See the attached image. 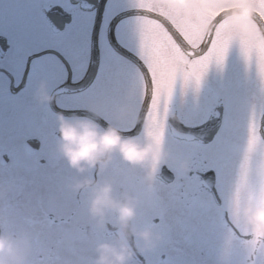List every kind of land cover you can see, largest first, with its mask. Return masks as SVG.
Returning <instances> with one entry per match:
<instances>
[{"label": "flooded vegetation", "instance_id": "af4514ba", "mask_svg": "<svg viewBox=\"0 0 264 264\" xmlns=\"http://www.w3.org/2000/svg\"><path fill=\"white\" fill-rule=\"evenodd\" d=\"M92 12L79 10L70 0H0V223L10 226L14 222L9 214L22 199L21 207L30 216L19 220L36 221L33 231L45 254L39 255L42 264H82L92 244L106 238L88 232V225L61 190L62 182L73 173L54 162L46 147L54 137V115L83 117L86 115L63 111L92 113L94 109L107 125L135 136L148 111L147 107L136 128L144 84L136 66L109 47L98 50L95 74L84 88L56 92L61 86L77 85L86 76L91 61L88 38ZM63 13L69 16L67 23L62 22ZM125 20L114 25L115 38L138 56L136 19ZM227 51L234 54L235 47ZM230 71L226 64L217 66L214 75L208 68L198 90L188 88L182 101L179 84L173 88L169 100L172 115L165 129L170 160L160 169L166 170L170 180L160 181L140 210L141 219H152L160 226L165 242L141 255L145 264H217L220 243L230 231L222 213L236 189L235 169L253 112L246 108L247 112L240 111L243 105L237 87L239 82L248 81L231 78ZM42 84L54 97L47 106L35 100ZM251 90L255 91L254 87ZM217 108L219 126L209 142L176 137L168 125L173 118L184 127L199 126ZM240 127L245 132L237 136L235 130ZM179 161L188 162L186 172L176 167ZM114 166L125 167L118 158ZM207 172L212 174L217 200L203 185L202 176ZM121 175L125 180L133 179L130 171L123 170ZM244 189L240 190L242 196L248 194ZM163 202L176 212L171 225L164 220ZM49 203L54 204L53 209L48 208ZM171 226L176 230V241L197 254L196 259L164 250ZM134 264L141 263L135 260Z\"/></svg>", "mask_w": 264, "mask_h": 264}, {"label": "clouds", "instance_id": "9594fccd", "mask_svg": "<svg viewBox=\"0 0 264 264\" xmlns=\"http://www.w3.org/2000/svg\"><path fill=\"white\" fill-rule=\"evenodd\" d=\"M264 0H131L133 9H148L171 24L178 36L166 41L150 39L142 19H136L139 55L151 48L165 60L176 62L174 87L181 96L188 88L194 92L199 84L194 77L185 78L184 70L207 54L202 48L208 37L217 33L227 41V50L236 46L246 66L254 69L259 81L258 105L249 117L244 142L235 169L233 197L224 208L230 231L219 247L217 264H264V137L259 134L257 117L264 118V58H249L245 53L264 47ZM257 17L261 23H257ZM218 66L215 61L210 65ZM38 104L47 106L54 100L45 85L35 95ZM123 111V110H122ZM93 115H98L93 109ZM169 102L161 103L152 115L144 116L140 133L124 136L122 130L108 124L102 127L87 116L54 115V137L46 147L54 162L70 170L61 190L73 203L76 213L97 237L82 264H134L135 259L160 248L165 235L152 219H141L147 194L160 183V169L167 165L166 147ZM249 123L255 127L254 138ZM118 158L125 166L117 169ZM176 167L186 172L188 162ZM132 173L131 181L121 171ZM247 188L246 196L240 190ZM36 221L27 219L16 229L0 223V264H37L39 252L33 231Z\"/></svg>", "mask_w": 264, "mask_h": 264}, {"label": "snow or ice", "instance_id": "6c2138e0", "mask_svg": "<svg viewBox=\"0 0 264 264\" xmlns=\"http://www.w3.org/2000/svg\"><path fill=\"white\" fill-rule=\"evenodd\" d=\"M262 12H264V5L260 6ZM135 11L152 13L148 9H134ZM155 14V13H154ZM158 17L160 15L156 14ZM136 19H142L144 22V31L147 36L155 41H166L174 38L176 41L180 40L179 36H176L169 30L164 22L158 19L149 18L146 15H138ZM169 24V23H168ZM171 25V24H170ZM172 26V25H171ZM173 28V26H172ZM174 29V28H173ZM208 42L201 45L202 48H207V54L201 59L195 61L189 68L184 70L185 78L194 77L197 84H199L201 77L207 72L210 61H215L218 66L223 65L225 53L227 51V41L220 37L219 33L215 39L211 36L208 37ZM249 58H264V47H258L255 50H249L245 53ZM140 58L144 62L147 73L146 81L149 80L151 83V99L148 103V115L153 114V110H156L158 106L163 102L167 104L174 88V80L177 75L176 62L172 58L165 60L162 53L155 52L151 48L144 54L140 55ZM143 95H148V84L147 82L143 85ZM250 133H255V127L253 124L248 125ZM223 222L229 225L228 217L222 213Z\"/></svg>", "mask_w": 264, "mask_h": 264}, {"label": "rangeland", "instance_id": "374dc122", "mask_svg": "<svg viewBox=\"0 0 264 264\" xmlns=\"http://www.w3.org/2000/svg\"><path fill=\"white\" fill-rule=\"evenodd\" d=\"M129 6H131V0H108L107 9L105 10V13H104V16H106V17H104L105 20L103 21L104 24H105L106 20L108 19L107 17H110L111 15L114 14V12L122 10L124 8L129 7ZM104 24H103V28H104ZM101 26H102V24H101ZM103 31L104 30H102L101 33H103ZM102 35L104 37V33ZM101 47H106V44L103 41V39H101ZM234 47H235L234 54H232V51H230V54L228 51H226L223 64L228 65L229 68L232 70V71H230L231 72V78L242 79V80L246 79L248 81V82L244 81V83L239 82V86L237 87V92H238L239 100L242 101V102L240 101V103L243 105V109L240 108V111L244 112V110L246 111V109L248 111H252L253 107H254L253 102H256L258 100L259 86H260L259 81L255 75L254 69L252 67L244 66L245 62L239 58V51L238 50L236 51V46H234ZM209 68L211 69L212 74L214 75L217 71V66L213 64V65H210ZM220 76H222L224 79H226L224 74H222ZM253 87H254L255 91L251 90ZM231 89L232 88L229 87L227 91L231 92ZM256 90H258V91H256ZM243 97H244V100H242ZM182 98H183V96L180 97L181 101H182ZM257 105H258V103L255 106H257ZM242 125H244V124H242ZM244 132L245 131L241 127L238 130H235V133L237 136H242V134ZM239 145L241 146L242 142H240ZM241 190H243V189H241ZM244 190H246V188ZM241 196H242V194H241ZM23 204H24V201L22 199L17 200L15 202L16 208H15V210H11L12 212H10V214H9L12 217V219H14V222L10 223V227H13V228L17 227V228L21 229L25 226V222L22 220H19V218H21V217L27 218L30 215L27 214V213H29L28 210L22 209L21 206ZM163 207H164V216H163L164 220L169 225H171L173 222V218L176 217V212L171 207H169L168 204H166L164 202H163ZM48 208L53 209L54 204L49 203ZM6 215H8V213H6ZM15 219L17 221H15ZM175 234H176V230L171 226V234L169 235V244L164 247V250H167L168 253H178L179 255H186L187 254L188 256L194 257L196 259L197 254L192 253L188 246L184 245L183 243L177 242L175 239ZM37 248L39 249V252L36 256V261H37V264H42L41 260L39 259V255L44 256L45 254L42 251V246H40L39 243H37ZM89 251H91V250H89ZM186 257L187 256H185V258Z\"/></svg>", "mask_w": 264, "mask_h": 264}, {"label": "water", "instance_id": "95a60500", "mask_svg": "<svg viewBox=\"0 0 264 264\" xmlns=\"http://www.w3.org/2000/svg\"><path fill=\"white\" fill-rule=\"evenodd\" d=\"M79 2V5L81 8H90L92 5L97 6L96 9V13L94 16V22H93V27H92V31H91V36H90V51H91V61H90V67L88 69V72L85 76V78L81 81L80 85H85V83H87L95 70L96 67V59H97V42H96V37H97V30H98V25H99V21H100V14H101V10H102V5L104 3V0H99V2H95V0H74ZM130 14H145V15H150L155 19L161 20L162 22H164L166 24V26L169 28V30L171 32H173L176 36L177 33L174 31V29L171 27L170 24H168L166 21H164L161 17H158L157 15L151 14V13H144V12H137L135 10H131V11H125V12H121L118 13L117 15H115L112 20L109 23V28H108V32H107V39L109 41V44L116 50L120 51L124 56L128 57L130 60H132L140 69L143 78L145 80V82H147L148 84V95L144 96V101H143V105H142V109H141V114L143 113V111L145 110L148 100L150 98V80L146 81V69L143 66V64L136 59L135 57L131 56L130 54L126 53L124 50H122V48H120L117 43L115 42L113 35H112V25L114 24L115 21H117L118 19L126 16V15H130ZM257 23H261V21L259 20V18L257 17ZM203 47V46H202ZM79 85V87H80ZM218 126V119L213 118L211 119V121L207 122L206 124L202 125L201 127L198 128H191V129H186V130H181V126H177V128H180V130L184 133H186L187 135L193 136L194 137H200L201 135L209 138L212 136V134L215 132V130L217 129ZM259 133L261 135V137H264V118L260 119V127H259ZM139 260H141V257L138 256L137 257Z\"/></svg>", "mask_w": 264, "mask_h": 264}]
</instances>
